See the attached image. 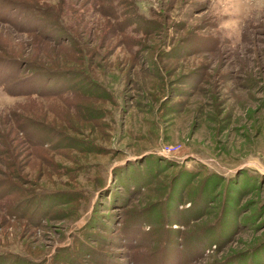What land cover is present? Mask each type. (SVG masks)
I'll use <instances>...</instances> for the list:
<instances>
[{
	"label": "rangeland",
	"instance_id": "obj_1",
	"mask_svg": "<svg viewBox=\"0 0 264 264\" xmlns=\"http://www.w3.org/2000/svg\"><path fill=\"white\" fill-rule=\"evenodd\" d=\"M0 264H264V0H0Z\"/></svg>",
	"mask_w": 264,
	"mask_h": 264
},
{
	"label": "trees",
	"instance_id": "obj_2",
	"mask_svg": "<svg viewBox=\"0 0 264 264\" xmlns=\"http://www.w3.org/2000/svg\"><path fill=\"white\" fill-rule=\"evenodd\" d=\"M42 72H44V74H49L51 77L54 76V74L56 75L57 73V70H48V69H45V68H42L41 69ZM49 75H47L48 77H50ZM26 89V88H25ZM21 90L23 91V93H27V92H32L33 90L32 89H35L34 86H31V88L27 89V90Z\"/></svg>",
	"mask_w": 264,
	"mask_h": 264
}]
</instances>
